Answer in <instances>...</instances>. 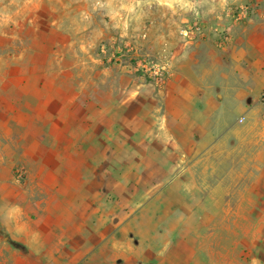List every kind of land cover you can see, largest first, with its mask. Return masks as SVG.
I'll list each match as a JSON object with an SVG mask.
<instances>
[{"label": "rangeland", "instance_id": "obj_1", "mask_svg": "<svg viewBox=\"0 0 264 264\" xmlns=\"http://www.w3.org/2000/svg\"><path fill=\"white\" fill-rule=\"evenodd\" d=\"M245 7L250 13L264 7V0H0V121L29 118L33 113H22V105L32 98L30 94L37 92L35 84L41 81V100L48 102V106L33 115L36 120L40 118L42 125L37 131L41 159L58 168L76 170L86 166L101 171L109 167L111 171L107 182L92 192L96 204L87 209L86 215L96 222L104 217L115 224L124 209L120 202L145 204L152 199L153 212L147 208L143 219L137 220L127 234L134 235L132 232L136 231L137 235H174L164 251H159L152 261L150 256V262L144 264L170 262L167 252L173 253L170 264H264V207L257 202L261 193H253L245 183L249 162L245 153L233 156L229 152L231 138L244 135V129L234 136L228 130L221 135L223 157L214 158L211 152L209 159L187 160L167 158L171 152L181 153L180 150L164 143L151 144L148 139L125 145L103 143L99 124L104 114L109 117L108 123L116 124L117 112H102V106L119 105L123 89L137 87V77L164 87L144 73L137 61L149 56L170 65L169 50L181 41L182 28L195 19L204 20L200 16L203 12L194 16V11L205 9L212 15L215 10L224 9L239 15ZM132 99L125 105L132 106ZM9 102L21 111H9ZM57 102L61 112L54 113L51 110H55L53 105ZM50 120L52 123H48ZM131 121L126 127L132 128ZM65 122L75 127H61ZM8 130L9 135L4 136ZM29 131L33 130L7 129L0 124V158L14 162L11 170L21 185L28 179L25 164L32 156L26 140ZM56 136L62 146L72 138V146L79 150L78 157L66 162L54 159L51 147L55 146ZM26 148L31 154L28 152L25 157ZM120 151L128 156L118 158ZM153 151L157 159L149 158ZM137 152L142 153L140 159ZM187 167L188 175L181 177V171ZM2 168L0 163V172ZM119 168L128 171L124 177L117 175ZM153 168L159 174L149 175ZM169 168L177 175H166ZM137 169H142V174L135 175ZM68 178L70 182L75 180L74 176ZM171 178L180 179L174 193L188 202L183 207H167L169 193L150 190L154 180L161 185ZM182 186L188 188L182 191ZM250 198L258 206H249ZM98 201L106 205L101 207ZM124 210L128 218L131 210ZM151 217L159 223L150 224ZM161 217L165 223L160 222ZM117 230L115 227L111 233ZM145 254V259H149L150 254Z\"/></svg>", "mask_w": 264, "mask_h": 264}, {"label": "crops", "instance_id": "obj_2", "mask_svg": "<svg viewBox=\"0 0 264 264\" xmlns=\"http://www.w3.org/2000/svg\"><path fill=\"white\" fill-rule=\"evenodd\" d=\"M201 10L194 11L193 15L203 12L200 16H204L202 18L210 33L196 40L182 37L177 45L172 46L169 50L172 73L164 87L158 88L137 77V87H125L119 105H103L102 112H117L118 118L116 125L108 123V115L102 114L104 117L99 123L101 142L125 145L148 139L151 144L164 143L180 150L181 153L168 154L169 159L206 160L212 153L218 159L224 156L220 153L221 135L229 131L234 136L244 129V135L231 138L229 152L233 156L245 153V160L249 161L246 163L245 183L251 186L253 193H261L256 196L260 200L257 202L264 207V101L261 99L264 91V7L252 10L243 19L229 10L218 9L212 15L205 9ZM205 14H209L208 17ZM225 31L229 39L220 43V35ZM40 82L35 84L37 92L30 94L32 98L22 105V113H33L28 114L29 118L19 121L12 117L0 121L7 129L24 127L33 130L26 137L32 154L27 148L23 152L25 157L28 152L32 155L25 164L28 166V179L24 184H19L11 170L14 162L7 161L4 156L0 158L3 167L0 172V264H144L150 262V256L152 261L159 251H164L171 244L174 235H137L136 231L132 232L134 235L127 234L133 230L132 225L141 220L147 208L153 212L152 199L145 204L120 202V208H130L131 211L127 218L123 209L115 224L107 222L104 217L101 221H93L86 212L95 207L96 199L92 192L107 182L111 174L109 167L101 171L86 166L75 170L63 166L58 168L54 164L49 166L42 160L37 133L42 126L41 120L33 116L48 106V102L41 100L44 94L39 89ZM131 98L135 100L133 105H125ZM10 102L9 111H21ZM53 108L55 110L51 111L54 113L61 112L60 103L54 104ZM130 120L132 128L126 127ZM44 124H47L46 119ZM61 127H75V124L65 122ZM110 127L117 129L110 131ZM8 132L4 136L9 135ZM53 143L51 154L54 159L66 162L78 157L79 150L72 146V138L69 137L62 146L60 137L56 136ZM120 152L118 158L128 156ZM135 154L137 159L142 157L141 152ZM150 154L149 158L157 159L154 151ZM19 158L24 160L23 156ZM189 170L188 167L182 170L180 176L188 175ZM127 172L117 169L119 176L124 177ZM134 172L138 176L143 170ZM165 173L175 174L170 168ZM148 174L155 176L159 171L153 168ZM70 176L75 180L68 181ZM179 180L171 178L161 185L154 180L150 190L155 193L167 191V207H183L188 202L178 199L174 193L178 191ZM185 188L188 187L182 186V191ZM87 192L91 195L88 196ZM15 193L18 197L14 196ZM98 202L101 207L106 205L104 201ZM248 202L251 207L257 205L253 198ZM160 219L165 223L164 217ZM158 223L155 217L153 220L150 218V224ZM115 227L118 228L117 233H111ZM160 245L162 247L159 248ZM146 252L150 254L149 259H145ZM167 255H170L171 262L173 253L167 252Z\"/></svg>", "mask_w": 264, "mask_h": 264}, {"label": "built area", "instance_id": "obj_3", "mask_svg": "<svg viewBox=\"0 0 264 264\" xmlns=\"http://www.w3.org/2000/svg\"><path fill=\"white\" fill-rule=\"evenodd\" d=\"M249 8L245 7L239 14L240 18L247 16ZM211 31V30H210ZM207 24L202 19H195L189 22L182 28L181 33L184 39L196 40L205 37L210 33ZM229 39L228 33H221L219 42L225 43ZM138 66L144 73L148 74L157 84L164 86L167 78L171 75V66L169 63L160 62L152 59L149 56L141 57L138 61ZM261 99L264 101V91L261 93Z\"/></svg>", "mask_w": 264, "mask_h": 264}]
</instances>
